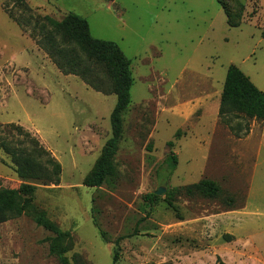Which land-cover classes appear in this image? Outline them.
Here are the masks:
<instances>
[{"label": "rangeland", "instance_id": "rangeland-1", "mask_svg": "<svg viewBox=\"0 0 264 264\" xmlns=\"http://www.w3.org/2000/svg\"><path fill=\"white\" fill-rule=\"evenodd\" d=\"M226 2L230 23L217 0H25L29 11L0 0V126H22L62 166L59 184L39 185L34 204L72 233L75 247L63 257L113 264L118 250L116 264H245L224 213L243 207L257 152L264 161V121L219 110L232 64L264 91V0ZM70 12L131 60L116 176L101 187L84 179L112 136L117 96L63 73L38 44L42 25L51 29L46 17ZM203 180L219 195L189 190ZM21 184L0 148V189ZM53 235L26 214L0 222V264H63L46 240Z\"/></svg>", "mask_w": 264, "mask_h": 264}, {"label": "trees", "instance_id": "trees-1", "mask_svg": "<svg viewBox=\"0 0 264 264\" xmlns=\"http://www.w3.org/2000/svg\"><path fill=\"white\" fill-rule=\"evenodd\" d=\"M29 11L25 0H17ZM111 1V0H110ZM228 16L232 17L226 0H217ZM51 29L43 24L40 33L44 35L38 44L51 56L53 62L65 74L80 77L94 90L106 95L115 94L117 103L111 115L112 136L104 145L94 167L84 179L88 187H101L116 176L115 157L124 132L123 116L131 104L133 75L131 60L115 41L92 36L89 22L82 16L70 12L61 21L46 17ZM46 21V22H47ZM47 23V24H48ZM220 116L240 115L248 121H264V91L260 90L239 67L230 65L224 83L220 103ZM3 128L0 126V130ZM7 135H0V148L11 157L15 172L22 181L18 189H0V222L9 218L31 216L39 226L54 235L47 238L51 253L62 256L72 251L75 241L70 231H62L47 214L34 204V195L39 185L59 184L62 166L52 154L30 132L15 124L3 128ZM174 145L172 141L168 143ZM165 162L173 173L177 156L171 152ZM207 197L219 195V187L212 181L203 180L189 188ZM157 201L156 194H150ZM105 239V232L100 229ZM122 238L117 239V243ZM115 251L113 264L118 261ZM63 264H88L78 253L70 260L62 256Z\"/></svg>", "mask_w": 264, "mask_h": 264}, {"label": "crops", "instance_id": "crops-1", "mask_svg": "<svg viewBox=\"0 0 264 264\" xmlns=\"http://www.w3.org/2000/svg\"><path fill=\"white\" fill-rule=\"evenodd\" d=\"M261 148L264 149V138L259 150ZM262 157V151L257 152L255 157L257 161L251 172L248 193L245 196L243 207L224 213L228 217L230 232L234 237L232 244L245 258V264H264V199L255 200L256 190L259 188L262 192L264 190V161L261 162ZM239 217H242V224H240Z\"/></svg>", "mask_w": 264, "mask_h": 264}, {"label": "water", "instance_id": "water-1", "mask_svg": "<svg viewBox=\"0 0 264 264\" xmlns=\"http://www.w3.org/2000/svg\"><path fill=\"white\" fill-rule=\"evenodd\" d=\"M164 193V190L160 188L157 192L156 195H162Z\"/></svg>", "mask_w": 264, "mask_h": 264}]
</instances>
